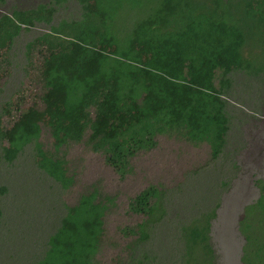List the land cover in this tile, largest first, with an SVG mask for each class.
<instances>
[{
	"label": "trees",
	"instance_id": "16d2710c",
	"mask_svg": "<svg viewBox=\"0 0 264 264\" xmlns=\"http://www.w3.org/2000/svg\"><path fill=\"white\" fill-rule=\"evenodd\" d=\"M80 1L78 17L51 24L30 48H46L39 65L41 102L16 119L33 145L36 165L75 192L33 264H99L113 240L107 217L115 194L98 182L79 186L69 156L73 146L101 149L121 173L136 152L153 148L159 135L207 144L215 157L227 143L224 95L233 83L230 71L264 73L263 67L251 71L250 43L258 38L264 45V0H154L119 30L116 13L123 0ZM55 10L53 3H40L1 14L0 49L23 28L51 22ZM258 183L260 195L240 220L246 264H264V178ZM161 185L151 183L129 198L127 210L139 220L125 226L126 233L138 239L150 235V224L165 210ZM214 214L215 209L203 221L194 217L183 225L187 264H199L196 248L202 263L213 259Z\"/></svg>",
	"mask_w": 264,
	"mask_h": 264
},
{
	"label": "rangeland",
	"instance_id": "374dc122",
	"mask_svg": "<svg viewBox=\"0 0 264 264\" xmlns=\"http://www.w3.org/2000/svg\"><path fill=\"white\" fill-rule=\"evenodd\" d=\"M153 1L123 0L116 29L129 23L126 18L146 13ZM40 3L55 5L51 22L23 28L0 49V264H33L44 254L66 203L75 199V192L63 189L36 165L33 145L25 141L26 129L16 122L23 110L41 102L39 65L46 48H30L51 24L76 18L82 10L80 0H0V15ZM252 40L253 72L264 68V45L258 38ZM229 76L233 83L224 95L227 143L215 157L207 144L159 135L156 145L136 152L129 170L121 173L107 163L99 148L77 144L70 149L79 186L98 182L104 191L115 194V206L107 217L113 240L104 246L99 264H187L182 227L194 217L203 221L213 209L210 264H246L240 220L245 207L259 197L258 180L264 178V73L250 75L234 68ZM151 183L162 184L165 210L150 224V235L138 239V234L124 231L139 220L127 205L129 198ZM199 254L196 248L194 257L206 264Z\"/></svg>",
	"mask_w": 264,
	"mask_h": 264
}]
</instances>
